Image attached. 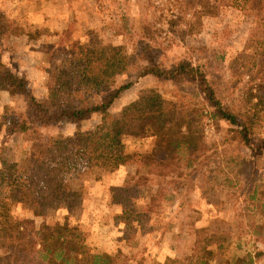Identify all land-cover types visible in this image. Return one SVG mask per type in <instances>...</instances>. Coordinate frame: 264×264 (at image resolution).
I'll return each instance as SVG.
<instances>
[{"label": "trees", "instance_id": "obj_1", "mask_svg": "<svg viewBox=\"0 0 264 264\" xmlns=\"http://www.w3.org/2000/svg\"><path fill=\"white\" fill-rule=\"evenodd\" d=\"M187 5L193 11L188 13L191 28L206 17H219L231 5L250 10L251 27L239 52L219 54L220 49L207 65L181 56L161 62L151 25H142L134 48L103 42L91 46L82 34L73 40L68 63L48 69L45 101L7 60L16 47L12 37L25 33L23 24L0 19V86L10 87L13 102L23 108L20 115H10L6 139L22 133L33 150L19 167L7 163L0 172V264H144L139 235L152 232L154 219L170 205L173 213L162 225L160 240L169 237L173 253L158 252V264H256L251 253L241 252L240 243L229 248L223 232L213 236L199 231L203 213L195 195L236 199L235 190L244 182L243 197L264 211L259 165L264 157V93L254 101L245 75L253 65L264 82V0H187ZM141 67L159 84L142 89L130 113L114 115L111 106L121 93L118 77ZM206 113L222 123L221 141L213 149L219 157L201 145ZM95 118L100 119L96 126L80 124ZM63 121L76 125L72 133H47ZM149 132L150 151L122 152L127 137ZM6 147L2 144L1 152ZM92 165L109 175L135 165L115 182L112 195L114 221L123 226L121 240L129 252L119 247L115 255L106 254L98 235L77 229L70 218L40 227L15 213L20 201L40 214L59 207L70 178H82ZM220 165L226 170L223 181L215 178ZM263 229L256 225L250 233L259 240Z\"/></svg>", "mask_w": 264, "mask_h": 264}, {"label": "rangeland", "instance_id": "obj_2", "mask_svg": "<svg viewBox=\"0 0 264 264\" xmlns=\"http://www.w3.org/2000/svg\"><path fill=\"white\" fill-rule=\"evenodd\" d=\"M192 12L187 0H0V19L4 22L17 20L25 29L24 34L12 37L16 47L8 52L7 60L15 71L27 76L31 89L42 101L46 100L43 86L49 80L48 69L68 63L73 40L82 34L91 46L103 42L134 48L139 42L142 25H151L156 28L155 41L160 47L157 59L161 62L181 56L194 65H207L220 49L219 54L239 52L240 42L251 27L250 10L231 5L219 17H206L201 24L191 28L188 19L193 16L188 13ZM124 16L127 22L123 21ZM58 58L59 63L56 62ZM245 75L246 89L254 101H258L264 93V82L256 77L253 65L247 68ZM158 84V79L144 74L142 67L118 77L116 86L120 87L121 93L111 106L112 113L116 116L130 113L140 91ZM21 111L23 108L12 100L10 87L0 86V121L4 124L0 130V172L7 163L19 167L33 153L24 134H12L6 139L10 115L18 116ZM98 120L95 118L80 124L91 128ZM75 126L70 121H63L47 133L70 134ZM221 133L222 123L211 114H204L201 145L216 157L219 153L213 149L221 141ZM152 140V132L142 137H127L121 150L147 152L152 147ZM2 144L7 145L4 152H1ZM259 165L260 172L264 173V157L259 160ZM134 170L135 165H127L109 175L101 167L86 166L82 178H70V189L64 192L59 207L40 214L29 202L20 201L15 213L20 220L33 221L40 227L70 218L77 229L98 235L106 254L115 255L119 247L129 252L121 240L123 226L114 221L116 207L112 195L115 182ZM225 175L226 170L220 165L216 180L223 181ZM244 185L242 182L235 190L239 195L236 199L219 193L203 199L196 194L195 202L203 213L197 226L203 234L217 236L223 232L229 248L240 243L242 253H251L256 264H264V229L259 240L250 233L254 226L264 225V211L259 204L243 197ZM172 209L171 205L167 206L162 216L154 219L152 232L139 235V249H145L147 256L144 264H158L156 255L162 250L173 253L169 247L170 238L160 240V230L173 213ZM71 231L77 241L76 231Z\"/></svg>", "mask_w": 264, "mask_h": 264}]
</instances>
